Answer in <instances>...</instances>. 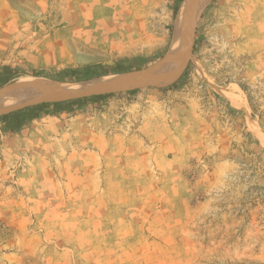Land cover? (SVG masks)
I'll return each mask as SVG.
<instances>
[{
  "label": "rangeland",
  "instance_id": "rangeland-1",
  "mask_svg": "<svg viewBox=\"0 0 264 264\" xmlns=\"http://www.w3.org/2000/svg\"><path fill=\"white\" fill-rule=\"evenodd\" d=\"M183 1L0 0V88L148 72ZM192 52L173 83L0 122V264H264V0H209Z\"/></svg>",
  "mask_w": 264,
  "mask_h": 264
},
{
  "label": "bare ground",
  "instance_id": "bare-ground-1",
  "mask_svg": "<svg viewBox=\"0 0 264 264\" xmlns=\"http://www.w3.org/2000/svg\"><path fill=\"white\" fill-rule=\"evenodd\" d=\"M208 1L184 0L182 2L170 52L162 63L150 71L134 75L119 74L114 79L99 78L72 85L64 82H52L43 76H21L8 86L0 88V115L41 101L62 100L123 87H136L147 83L167 85L177 81L193 57L195 24Z\"/></svg>",
  "mask_w": 264,
  "mask_h": 264
},
{
  "label": "trees",
  "instance_id": "trees-1",
  "mask_svg": "<svg viewBox=\"0 0 264 264\" xmlns=\"http://www.w3.org/2000/svg\"><path fill=\"white\" fill-rule=\"evenodd\" d=\"M177 11V9H176ZM91 67H86L84 69V74L82 76L83 80L92 79L94 75L91 73ZM127 69L123 65H118L114 69H102L99 71L100 74H110V73H123ZM77 72V71H74ZM186 72L184 73V75ZM2 82L10 81V76L0 79ZM176 86L175 84L173 87ZM135 90L131 91L134 92ZM112 93L107 94H95L92 96H86L79 99L55 101V102H42L35 105L26 106L9 113H5L0 116V122L3 124L4 131L17 132L19 131L26 123H29L35 119H38L42 113H60V112H71L75 109L76 106L87 103L88 101L98 102L108 96H111ZM52 108V109H51Z\"/></svg>",
  "mask_w": 264,
  "mask_h": 264
},
{
  "label": "water",
  "instance_id": "water-1",
  "mask_svg": "<svg viewBox=\"0 0 264 264\" xmlns=\"http://www.w3.org/2000/svg\"><path fill=\"white\" fill-rule=\"evenodd\" d=\"M102 93V92H101ZM94 94H96V93H94ZM63 100H67V99H62V100H54V102L55 101H63ZM42 102H48V101H41V102H39V103H42ZM36 104H38V103H36ZM31 105H35V104H31ZM27 106H30V105H27ZM24 107H26V106H24ZM23 108V107H22ZM17 110V109H16ZM12 111H14V110H12ZM9 112H11V111H9ZM9 112H5V113H9ZM5 113H2L1 115H3V114H5Z\"/></svg>",
  "mask_w": 264,
  "mask_h": 264
}]
</instances>
